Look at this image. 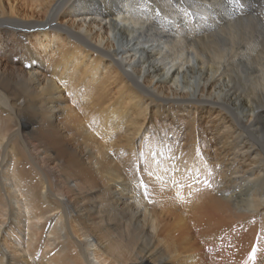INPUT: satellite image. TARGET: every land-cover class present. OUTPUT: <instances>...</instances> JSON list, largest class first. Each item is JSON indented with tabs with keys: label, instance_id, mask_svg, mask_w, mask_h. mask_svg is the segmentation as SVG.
<instances>
[{
	"label": "bare ground",
	"instance_id": "6f19581e",
	"mask_svg": "<svg viewBox=\"0 0 264 264\" xmlns=\"http://www.w3.org/2000/svg\"><path fill=\"white\" fill-rule=\"evenodd\" d=\"M0 264H264V0H0Z\"/></svg>",
	"mask_w": 264,
	"mask_h": 264
},
{
	"label": "snow or ice",
	"instance_id": "6c2138e0",
	"mask_svg": "<svg viewBox=\"0 0 264 264\" xmlns=\"http://www.w3.org/2000/svg\"><path fill=\"white\" fill-rule=\"evenodd\" d=\"M253 256H254V253H253Z\"/></svg>",
	"mask_w": 264,
	"mask_h": 264
}]
</instances>
